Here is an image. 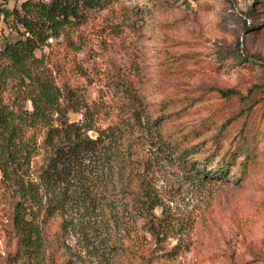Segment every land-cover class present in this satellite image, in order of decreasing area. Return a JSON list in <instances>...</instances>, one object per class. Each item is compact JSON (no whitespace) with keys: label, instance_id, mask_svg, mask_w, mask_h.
I'll list each match as a JSON object with an SVG mask.
<instances>
[{"label":"rangeland","instance_id":"rangeland-1","mask_svg":"<svg viewBox=\"0 0 264 264\" xmlns=\"http://www.w3.org/2000/svg\"><path fill=\"white\" fill-rule=\"evenodd\" d=\"M21 1L0 0V14L15 28L18 23L6 13ZM157 1L149 13L135 11L148 7L145 0H111L86 10L85 22L68 38L47 40L36 48L35 56L45 58L58 86L65 84L73 92L70 98L76 109L68 114L80 119L84 105L96 101L103 106L100 120L108 122L115 116V106L125 100L121 88L132 82L134 94L161 103L171 116L164 128L166 137L179 138L182 133L177 131L190 125L201 127L206 156L220 123L245 110L254 123L253 129L246 128L253 135L255 156L241 181H236L239 170L225 180L202 178L190 161L156 145L149 133L137 136L140 140L134 146L147 156L155 188L169 220L176 224L165 248L177 246L179 254L155 264H264V68L252 64L264 62V0ZM8 36L16 39L18 30ZM238 56L253 60L234 62ZM214 89H230L246 98H223ZM149 111L156 115L154 107ZM242 121L239 116L235 127L222 132L219 143L234 147L230 138ZM34 132L39 141V129ZM118 204L110 215L68 210L72 230L65 243L72 264H138V247L129 239L140 231L136 226L134 233L126 223H133L135 214L130 205ZM9 208L10 192L0 182V264H39V249L29 258L10 234ZM58 223L50 222L44 235L48 237Z\"/></svg>","mask_w":264,"mask_h":264},{"label":"trees","instance_id":"trees-1","mask_svg":"<svg viewBox=\"0 0 264 264\" xmlns=\"http://www.w3.org/2000/svg\"><path fill=\"white\" fill-rule=\"evenodd\" d=\"M110 1L22 0L6 13L27 35L18 31L16 39L6 36L0 41V182L10 192L6 214L10 234L29 258L39 249V264L73 263L70 247L65 243L72 230L68 210H101L110 215L117 210L118 202L124 208L130 205L135 214L133 223H126L131 231L136 226L140 231V235L134 231L136 238L129 239L138 247V264L164 262L179 254L177 246L165 248V240L176 224L169 220L168 208L155 188L147 156L134 146L145 133L170 154L190 161L192 169L204 179L225 180L239 170L236 181H241L255 156L251 147L253 135L246 128L248 125L253 129L254 123L245 110L220 123L209 139L211 153L206 156L203 129L190 125L177 131L181 137H166L164 128L171 116L161 103H150L145 95L134 94L132 82L124 83L121 92L125 100L115 106V116L108 122L100 120L103 106L96 101L84 105L79 120L68 119L69 109H76L70 98L73 92L65 84H56L45 58L36 57L35 50L49 38H68L70 31L85 22L86 10ZM145 4L148 7H135V11L149 13L158 1L145 0ZM69 45L78 49L72 42ZM236 50L242 52L239 43ZM237 59L232 58L246 64L253 60L239 56ZM257 62L260 63L252 64L264 68L261 59ZM214 91L223 98H246L230 89ZM151 107L154 116L150 114ZM239 116L243 121L230 138L234 147H224L219 135L235 127ZM35 129H39V141ZM91 131L96 133L94 137L90 136ZM56 219L58 228L46 237L45 228Z\"/></svg>","mask_w":264,"mask_h":264},{"label":"built area","instance_id":"built-area-1","mask_svg":"<svg viewBox=\"0 0 264 264\" xmlns=\"http://www.w3.org/2000/svg\"><path fill=\"white\" fill-rule=\"evenodd\" d=\"M17 30L19 32L24 33L23 36L27 35V33L24 31L23 27L20 24H17L15 28V24L6 23L4 16L0 14V41L10 34H16ZM48 40L52 41V38H49Z\"/></svg>","mask_w":264,"mask_h":264},{"label":"water","instance_id":"water-1","mask_svg":"<svg viewBox=\"0 0 264 264\" xmlns=\"http://www.w3.org/2000/svg\"><path fill=\"white\" fill-rule=\"evenodd\" d=\"M67 117H68V119H69L70 121H76V120H79V119H77L78 116H77L75 113H70V114L67 115Z\"/></svg>","mask_w":264,"mask_h":264}]
</instances>
